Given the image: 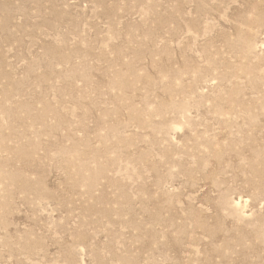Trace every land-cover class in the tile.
I'll use <instances>...</instances> for the list:
<instances>
[{"label":"rangeland","instance_id":"1","mask_svg":"<svg viewBox=\"0 0 264 264\" xmlns=\"http://www.w3.org/2000/svg\"><path fill=\"white\" fill-rule=\"evenodd\" d=\"M0 264H264V0H0Z\"/></svg>","mask_w":264,"mask_h":264}]
</instances>
